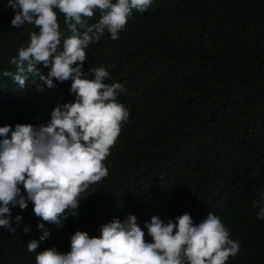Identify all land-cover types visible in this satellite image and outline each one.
Listing matches in <instances>:
<instances>
[{
	"label": "trees",
	"instance_id": "trees-1",
	"mask_svg": "<svg viewBox=\"0 0 264 264\" xmlns=\"http://www.w3.org/2000/svg\"><path fill=\"white\" fill-rule=\"evenodd\" d=\"M5 2L0 126L44 123L56 104L72 101L70 81L47 87L35 75L21 88L2 75L15 71L11 57L38 31L28 23L12 26ZM56 11L59 30L69 35ZM100 14L94 9L84 19L95 23ZM84 50L85 69L103 66L105 82L122 85L116 99L128 117L102 161L107 175L80 194L76 216L60 227L45 222L50 234L37 251H65L73 231L97 235L100 223L126 214L142 227L152 215L187 211L197 222L212 212L239 242L225 264H264V219L253 206L264 193V0H154L143 12L132 10L116 39L105 30ZM10 213L21 220H10L14 232L0 226V264H36L26 244L42 229L31 202Z\"/></svg>",
	"mask_w": 264,
	"mask_h": 264
},
{
	"label": "clouds",
	"instance_id": "clouds-1",
	"mask_svg": "<svg viewBox=\"0 0 264 264\" xmlns=\"http://www.w3.org/2000/svg\"><path fill=\"white\" fill-rule=\"evenodd\" d=\"M154 0H6L13 10L10 24L25 23L38 27L29 34L27 46L17 49L10 62L15 71H3L19 87L29 76L39 75L47 87L70 81L72 101L56 104L44 123H15L0 126V226L10 232L19 223L20 213L10 209L32 205L42 229L38 239L27 241L28 252H36V264H225L239 249L229 238L220 218L208 212L194 222L187 211L174 218L152 215L137 224L126 214L123 221L112 218L100 223L97 235L75 230L68 237L67 250L55 246L39 248L49 236L45 222L62 226L69 216L77 215L80 194L90 184L107 175L102 163L128 117L117 101L122 90L118 82L106 83L109 73L103 67L84 68L85 48L98 41L105 30L118 37L132 10L143 12ZM101 14L95 23L93 10ZM64 14L70 34L64 36L57 23V11ZM63 37V38H62ZM91 74V77H89ZM264 219V193L253 205ZM22 231L28 232L25 225ZM150 240L145 239V234Z\"/></svg>",
	"mask_w": 264,
	"mask_h": 264
}]
</instances>
